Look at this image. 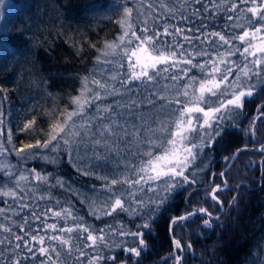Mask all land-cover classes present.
Returning a JSON list of instances; mask_svg holds the SVG:
<instances>
[{
  "label": "snow or ice",
  "instance_id": "1",
  "mask_svg": "<svg viewBox=\"0 0 264 264\" xmlns=\"http://www.w3.org/2000/svg\"><path fill=\"white\" fill-rule=\"evenodd\" d=\"M195 2L200 3V0ZM224 3L225 0H221L220 4H213V7L236 13L235 16L225 17L231 22L225 27L233 31L223 28L216 30L214 25L210 28L201 20L187 29L166 23L161 33L155 30L153 18L152 27H148L145 21L139 34L136 25L139 16L145 14L144 6L141 4L138 8L133 4L128 7L125 3L121 18L117 21L122 30L121 35L117 36L115 42H106L96 58L98 63L115 64L117 69L125 68L126 62L125 71L117 70L109 75L108 79L114 83L110 85L105 80L97 79L96 72L83 77L79 95L71 98V111L64 109L49 124L46 138L36 139L35 143L21 140L17 147L14 130L8 127L5 119H0V173L5 177V187L0 189V196L18 201L15 206L7 205L15 215H19L15 211L18 207L21 211L31 208L32 221L41 220L43 216L40 231L32 230L29 217H23L24 224L20 225V231L25 235L15 236L16 241H23L28 252L33 255L35 251L32 245H40L39 255L45 258L41 264H63L61 257L64 252L71 255L73 249L79 253V257L85 256L84 249H96L98 245L105 244V233L109 228L113 234L118 232L121 236H131L133 243L123 250L140 257L141 251L135 246L136 240L140 248L146 247L143 230L150 229L156 211L177 189L187 191L185 185L196 184L195 170L190 172L189 169L193 165L199 168L196 161L200 153L205 148L214 147L218 138L227 134V129H221L220 125L235 120L245 104L253 102L256 95L264 90V3L240 0L241 4L252 6L239 7L236 0H232L226 8L222 7ZM9 7L10 0H0V12L3 13L0 20L5 18ZM148 7L156 11L155 5ZM159 7L173 13V8L164 4L163 0H160ZM204 11L215 16L207 6ZM246 13L251 15L247 16ZM195 15L199 17L200 13L196 12ZM236 29H242V34L237 35ZM168 36L173 39H162ZM236 40L242 48L235 46ZM237 53L242 57L241 60L230 59ZM161 80L174 82L173 97L156 91ZM165 89H168V85H165ZM107 96L126 99L107 105L97 103ZM153 109H156V113L150 115ZM260 110L264 111V104L260 105ZM29 111L26 110L22 118L23 128L17 124L16 132L27 133L36 125V117H29ZM6 127L8 130L5 133L3 128ZM133 142L136 144L134 151L130 147ZM114 147H117L118 153L122 150L124 155L114 160L116 170L105 171ZM10 154L18 160L39 158L45 163H56L57 157L67 154L81 175H96L105 181L99 189L93 186L90 192L83 194L81 203L91 200L89 215L99 220L102 216L128 213L143 220V223L137 224L135 231L117 230L112 226L97 230L89 226L73 208L65 207L51 194L52 187H65L61 179L56 178L55 184L48 185L47 175L36 172H32L31 176L23 172L17 175V166L8 161ZM77 157L82 159L77 161ZM98 171L104 174L97 175ZM220 176L224 178L226 187V173L221 172ZM30 179L35 185L45 184L47 188L44 191L35 185L22 188L21 182L27 183ZM9 183L14 187H9ZM18 190L25 194L18 195ZM222 190L220 184H213L205 189V193L211 201L222 205L223 200L218 195ZM141 193L152 195H147L145 199ZM195 194L198 196L200 193L197 190ZM28 195L49 202L55 200L56 206L45 205L38 212L37 206L27 203ZM191 196L192 193H189ZM5 211L0 208V214ZM197 215L207 217L202 223L212 227V213L205 207H200L198 213L189 212L171 218V224L188 221ZM50 218L63 223L49 224L47 220ZM0 230L11 231L3 225H0ZM172 230L174 232L175 228ZM173 244L177 249L175 264H181L182 257L178 254L182 250L181 242L173 240ZM16 247L19 248L20 244ZM100 259V255L90 257L87 264H98Z\"/></svg>",
  "mask_w": 264,
  "mask_h": 264
},
{
  "label": "trees",
  "instance_id": "2",
  "mask_svg": "<svg viewBox=\"0 0 264 264\" xmlns=\"http://www.w3.org/2000/svg\"><path fill=\"white\" fill-rule=\"evenodd\" d=\"M163 2L173 8L174 14L160 8V0H10L11 7L6 10L5 18L0 20V119H5L8 127L14 130L16 146H20L21 140L35 143L36 139L46 138L49 124L53 119L58 118L64 109L71 111L73 107L71 98L79 95L83 77L96 72L97 79L105 80L111 85L114 82L108 79L109 75L117 70L120 72L126 70V62L125 68L117 69L115 64L98 63L96 59L106 42H115L117 36L121 35L122 30L117 21L121 18L125 3L128 7H132L133 4L138 8L141 4L144 6L145 14L139 16L136 25L138 34L145 21L148 27H152L153 18L156 23L155 30L161 33L166 23L187 29L199 24L201 20L210 28L214 25L216 30L223 28L225 31H233L225 27L231 23L225 17L235 16L236 13H227L213 7V4H220L221 0H200V3H196L195 0ZM231 2L232 0H225L222 7L226 8ZM236 2L239 7L252 6L241 4L240 0ZM256 3H264V0H256ZM148 5H155L156 11L153 12ZM205 6L215 13L214 17L204 11ZM196 12L200 13L199 17L195 15ZM0 15L3 13L0 12ZM234 31L237 35L242 34V29ZM162 39L171 41L173 38L168 36ZM234 44L237 48L243 47L238 40L234 41ZM230 59L239 61L242 57L237 53ZM173 83L170 80H161L156 91L171 98L175 95L172 90ZM165 85H168V89H165ZM123 99L126 97L107 96L105 100L97 103L114 104L115 101ZM261 104H264V90L256 95L253 102L245 104L235 120H228L220 125L221 129H227V134L218 138L214 147L205 148L200 153L196 161V164L200 165L199 168L193 165L189 169L190 172L195 170L196 184L185 185L187 191L177 189L156 211L150 229L143 230L146 247L140 248L138 239L136 240L135 246L141 251L140 257L126 254L123 250L133 243L131 236H121L118 232L113 234L109 228L105 233L107 240L104 245H98L96 249H84L83 257H79L75 249L71 255L65 251L61 257L63 264H87L88 259L96 255L102 257L98 264H115L122 260H125L126 264H174L170 261L172 243L168 236L171 218L200 207L211 210L218 207V204L206 196L205 189H209L213 184L221 186L224 184L219 173L234 151L241 147H256L264 141L262 137L258 144L244 142L243 133L249 118ZM26 110H30L29 117L35 115L37 123L27 133L16 132L17 124L23 128L22 118ZM155 113L156 109H153L150 115ZM7 130V127L3 128L5 133ZM111 139L115 140V137ZM117 147L112 149L105 171L117 169L114 160L124 155L122 150L117 152ZM130 147L134 151L135 142ZM239 154L235 163L226 172L228 188L218 193L223 200L226 213L219 219L211 218L212 227L204 226L201 221L207 217L200 215L193 216L188 221H179L172 226V235L175 240L181 242L182 264H264V159L261 169L254 157L257 153L243 150ZM76 159L79 161L82 157ZM8 161L17 166V175L21 172L29 176L32 172L47 175L48 185L55 184L56 178L61 179L65 187H52L51 194L65 207L73 208L84 218L85 223L97 230L112 226L117 230L135 231V226L143 223V220L128 213L102 216L99 220L89 215L91 200L81 203L83 194L90 192L93 186L99 189L105 181L98 179L96 175H81L67 154L57 157L56 163H45L39 158L18 160L11 154ZM103 174L104 172H97V175ZM4 181L5 177L0 173V189L5 187ZM34 185L35 182L31 179L27 183L21 182V187L25 189ZM8 186L14 187L11 183ZM35 186L41 191L47 188L45 184ZM197 190L200 193L198 196L195 194ZM189 193H192L191 197ZM24 194L18 190V195ZM141 195L147 199V195L152 194ZM17 203L18 201L14 202L10 197L0 196V208L6 210L4 214H0V225L11 230L10 232L0 230V264H41V260L45 258L39 255L40 245H32L35 251L33 255L28 252L23 241H16L15 236L25 235L20 231V225L24 224L23 217H29L32 230L40 231L43 227L41 223L43 216L41 220L32 221L31 208L21 211L18 207L15 211L19 212V215H15L7 205L15 206ZM27 203L37 206L38 212L45 205L56 206L55 200L51 202L39 200L31 195H28ZM47 223L59 225L63 221L50 218ZM181 223L184 224L179 229ZM192 223H194L192 227L195 228H191L187 232L188 236H184L187 231L186 225ZM173 228L176 232H173ZM25 229L27 230V225ZM96 234L99 235V232ZM18 243L19 248L16 247Z\"/></svg>",
  "mask_w": 264,
  "mask_h": 264
},
{
  "label": "rangeland",
  "instance_id": "3",
  "mask_svg": "<svg viewBox=\"0 0 264 264\" xmlns=\"http://www.w3.org/2000/svg\"><path fill=\"white\" fill-rule=\"evenodd\" d=\"M197 115H199V114H197ZM243 133H244V142H250L251 141L252 143L258 144V141H261L262 137H264L263 136V134H264V111L260 110V106L254 110L252 116L249 118L247 124L245 125V127L243 129ZM263 142L264 141L260 142L256 147L261 145ZM256 147H254V148H256ZM239 156H240V154H239ZM254 157H256V160L259 162V160L261 158L264 159V154H262V153H259L258 155L255 154ZM237 158H238V156H237ZM237 158L235 159V161L237 160ZM235 161L233 163H235ZM257 165H258V163L255 164L253 167L255 168ZM259 167L262 169V167L260 165H259ZM261 171H263V170H261ZM207 210H208V212L212 213L213 216H218L217 219H219V217H221L224 213H226L224 211L223 204L221 206L218 205V207L213 208V210H211V209H207ZM201 223H202V221H201ZM183 224L184 223L179 224V229H180V226H182ZM186 226H187V228H185V229H187V231L184 234V236H188L187 232L189 230H191V228H195V227H192V226H194V223L186 225ZM177 231H178V229H177ZM197 234H198V231H197ZM172 238L175 240L173 235H172ZM171 243H172V241H171ZM180 252L181 251H179V253H178L179 255H180ZM176 253H177V250H176ZM128 254L131 255L130 253H128ZM171 257H172V259H170V261L175 264L174 255H171ZM115 264H126V263H125V260H122L121 262L117 261ZM181 264H182V260H181Z\"/></svg>",
  "mask_w": 264,
  "mask_h": 264
},
{
  "label": "water",
  "instance_id": "4",
  "mask_svg": "<svg viewBox=\"0 0 264 264\" xmlns=\"http://www.w3.org/2000/svg\"><path fill=\"white\" fill-rule=\"evenodd\" d=\"M264 147V144H262L261 146H259L257 149H254V151H260L262 148ZM243 150V148H241V149H238L237 151H235V153L233 154V156H232V158L230 159V161H229V163L226 165V167L223 169V171L222 172H225L227 169H229V167L232 165V163L234 162V160H235V158H236V156L238 155V153L240 152V151H242ZM248 150H251L250 148H248ZM192 212H197L198 213V210H196V211H192ZM184 215H186V214H184ZM180 216H182V215H180ZM179 217V216H178ZM214 218H215V216H213ZM216 217H218V216H216ZM174 218H176V217H174ZM171 226H172V224H171V220H170V222H169V225H168V236H169V239L172 241V243H173V238H172V235H171ZM174 254H176V250H175V246H174V244H173V248H172V255H174Z\"/></svg>",
  "mask_w": 264,
  "mask_h": 264
},
{
  "label": "flooded vegetation",
  "instance_id": "5",
  "mask_svg": "<svg viewBox=\"0 0 264 264\" xmlns=\"http://www.w3.org/2000/svg\"><path fill=\"white\" fill-rule=\"evenodd\" d=\"M225 173H226V172H225ZM220 177H221V176H220ZM221 181H222V183H224V178L221 177ZM223 185H224V184H223ZM227 188H228V184L226 185V187H223L222 189H223V190H226ZM223 190H222V191H223ZM190 212H191V211H190ZM188 213H189V212H188ZM183 214H184V213H183Z\"/></svg>",
  "mask_w": 264,
  "mask_h": 264
}]
</instances>
